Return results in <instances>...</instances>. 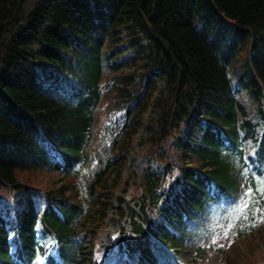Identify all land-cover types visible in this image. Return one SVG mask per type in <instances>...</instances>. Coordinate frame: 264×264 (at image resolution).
<instances>
[{
	"label": "trees",
	"instance_id": "trees-1",
	"mask_svg": "<svg viewBox=\"0 0 264 264\" xmlns=\"http://www.w3.org/2000/svg\"><path fill=\"white\" fill-rule=\"evenodd\" d=\"M125 48L132 54L122 56ZM65 52L76 58L79 75ZM64 72L78 79L72 100L46 84ZM161 84L154 128L140 152L163 169H141L122 225L138 239V264H157L178 244L155 215L181 231L184 214L196 215L217 196L211 184L217 194L232 192L253 115L263 131L247 178L254 198L264 188V0H0V264H38V219L64 242L82 234L88 246L84 205L67 195L75 186L65 171L74 163L91 174L101 168L81 180L99 204L86 223L96 227L111 194L107 175L114 171L113 185L119 182ZM33 172L69 175L72 186L32 185ZM32 194L44 198L42 212ZM68 248L61 254L75 264Z\"/></svg>",
	"mask_w": 264,
	"mask_h": 264
},
{
	"label": "rangeland",
	"instance_id": "rangeland-1",
	"mask_svg": "<svg viewBox=\"0 0 264 264\" xmlns=\"http://www.w3.org/2000/svg\"><path fill=\"white\" fill-rule=\"evenodd\" d=\"M125 34V29H123L121 36L126 38ZM122 47H126V43H123ZM130 54H132L131 50L126 49L123 56ZM64 55L74 66V74L79 75L80 65H77L76 58L71 53L65 52ZM242 57L243 54H240L237 59L238 63L241 62ZM48 69L49 67L45 68V70ZM74 74L65 72L66 76L60 75L59 84L73 88L78 84ZM65 82L66 84H64ZM162 89L163 84L156 91L154 104L144 114V122L137 130L133 145L126 154L127 162L118 176L119 182L113 185L117 177L114 171L110 173L105 182L113 192V197L108 204L104 222L96 229L97 238L92 242L93 248L95 247L94 251L84 260L78 259L80 262H76V264H82L85 261H87L85 264H132L134 262L132 258L127 259L123 252L116 253L114 250L116 230L130 212L128 200L118 203L117 198L126 196L129 182L135 176L136 171L140 170L142 158L137 151L154 128L158 112L156 98L160 96ZM146 163L151 170H155L157 167L156 161L151 157H148ZM30 175L29 181L32 185L47 189L53 188L54 185H65L69 188L72 186L69 175L60 176L44 172H33ZM235 180V187L231 188L230 194L220 196L217 200L205 204L202 211L189 217L181 231L165 222L177 238L178 244L175 248H170L168 257L160 260L158 264H253L258 259H261L260 263L264 262V223L259 219L261 215H264L262 201L253 198L245 170L237 171ZM75 190H70L71 192L67 195L75 201H80L78 195L75 196ZM106 193L108 196L110 192ZM95 208H97V204L88 209V220L93 217L91 214ZM92 229L93 227L88 228L89 231H94ZM69 246H71L70 253L72 255H76L80 251L77 249L74 239L64 244V247ZM53 248L55 251L57 250V247L52 244L50 251ZM60 264H63L62 261Z\"/></svg>",
	"mask_w": 264,
	"mask_h": 264
},
{
	"label": "snow or ice",
	"instance_id": "snow-or-ice-1",
	"mask_svg": "<svg viewBox=\"0 0 264 264\" xmlns=\"http://www.w3.org/2000/svg\"><path fill=\"white\" fill-rule=\"evenodd\" d=\"M260 191H261V194L264 195V188H262ZM259 219L261 220L262 223H264V215H261L259 217ZM214 243H215V241H214Z\"/></svg>",
	"mask_w": 264,
	"mask_h": 264
}]
</instances>
